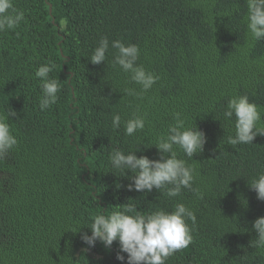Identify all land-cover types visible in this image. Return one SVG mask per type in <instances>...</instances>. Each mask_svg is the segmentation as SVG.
Here are the masks:
<instances>
[{
    "label": "trees",
    "instance_id": "16d2710c",
    "mask_svg": "<svg viewBox=\"0 0 264 264\" xmlns=\"http://www.w3.org/2000/svg\"><path fill=\"white\" fill-rule=\"evenodd\" d=\"M25 19L0 32V113L9 117L18 144L0 158V264H127L119 243L89 246L83 233L98 214L132 203L148 215L183 203L192 243L166 264H264L254 221L264 201L251 189L264 173V136L230 145L235 116L228 100L247 96L264 126V39L248 32L247 0H13ZM106 60L90 61L101 38ZM139 48L136 64L158 77L142 91L114 63L113 41ZM55 65L58 100L41 111L36 70ZM135 90L128 94L126 90ZM179 113L185 127L206 136L202 153L178 158L196 169L192 189L176 197L166 189L129 191L130 169H116L110 154L122 150L159 159L158 138ZM121 116L113 129V116ZM136 115L145 127L125 134ZM140 150V151H138ZM168 187H171L170 185ZM132 215L133 213H129ZM81 229L80 231H78ZM78 231V232H76Z\"/></svg>",
    "mask_w": 264,
    "mask_h": 264
},
{
    "label": "clouds",
    "instance_id": "9594fccd",
    "mask_svg": "<svg viewBox=\"0 0 264 264\" xmlns=\"http://www.w3.org/2000/svg\"><path fill=\"white\" fill-rule=\"evenodd\" d=\"M24 19V12L14 7L13 0H0V32L16 28ZM246 23L252 40L264 39V0H247ZM112 47L118 50L114 63L125 73H130L131 81L139 84L142 91L149 90L156 83L158 77L136 64L139 57V48L136 45L126 46L117 40L112 42ZM108 49V39L101 38L90 58L91 63L98 65L105 62ZM54 67L55 65L45 64L35 72V76L41 80V111L47 110L58 100L60 84L49 77ZM126 92L136 94L132 89ZM16 115L13 110L6 115L0 113V158L18 144L8 123L9 117ZM224 116L227 119L235 116L236 133L234 137H229L230 145L251 144L256 136H264V126L260 124L261 111L247 96L230 98ZM175 120V124L169 126L168 134L160 136L155 144L159 159L151 160L143 155L138 157L137 151L125 154L119 149L110 154V163L114 168L130 169L137 173L130 178L132 182L127 186L129 191L150 193L153 189H166L169 197H176L182 189H192L197 175L196 169L184 159L178 158L174 146H178L188 158H193L198 152H203L206 136L195 125L185 127L179 113L175 114ZM120 124L121 116L114 115L113 129H118ZM124 126L125 134L132 136L144 129L145 118L136 115L127 120ZM250 188L256 191L257 199L264 201V173L252 180ZM192 190L202 198L198 189ZM188 220L195 223V213L183 203L176 204L174 211L159 210L148 215L140 214L134 204L126 203L123 210L113 211L108 216L96 215L88 228L91 235L83 233L81 239L89 246H95L100 241L109 248L113 242H118L120 247L116 258L124 261L125 256L121 253H126L127 264H166L170 256L192 243ZM252 227L257 233V247L264 249V217L257 218Z\"/></svg>",
    "mask_w": 264,
    "mask_h": 264
}]
</instances>
